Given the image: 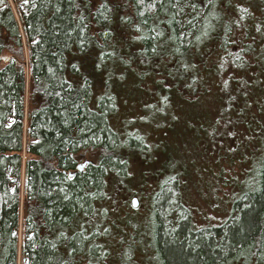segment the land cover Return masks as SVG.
<instances>
[{
    "label": "trees",
    "instance_id": "trees-1",
    "mask_svg": "<svg viewBox=\"0 0 264 264\" xmlns=\"http://www.w3.org/2000/svg\"><path fill=\"white\" fill-rule=\"evenodd\" d=\"M10 1L0 0V264H17L19 252V264H126L120 247L132 234L146 243V264H264V145L232 204L236 216L223 225L199 229L180 214L172 229L168 205L179 182L174 167L162 166L133 191L157 185L144 224L121 218L117 199L140 182L124 168L145 147L119 140L104 111L113 97L95 94L112 87L119 68L136 89L150 84L142 98L163 108L169 99L185 101L181 92L209 86L198 75L213 76L223 107L201 128L206 138L188 139L186 151L207 157L204 146L216 143L209 132L217 131L230 148V126L252 115L251 107L262 113L264 0H125L131 15L123 22L107 0L93 8L90 0ZM123 31L128 54L111 42ZM243 124L262 135L259 147L264 124ZM84 155L91 160L80 171ZM170 179L177 184L164 189Z\"/></svg>",
    "mask_w": 264,
    "mask_h": 264
},
{
    "label": "rangeland",
    "instance_id": "rangeland-1",
    "mask_svg": "<svg viewBox=\"0 0 264 264\" xmlns=\"http://www.w3.org/2000/svg\"><path fill=\"white\" fill-rule=\"evenodd\" d=\"M90 1L93 8L96 2L94 0ZM107 2L118 8L119 19L122 22L124 17L131 15V7L127 1L107 0ZM10 4L16 18H18L15 4L11 3V1ZM124 32H119V35L116 36L111 34L113 35L111 42L115 40L116 52L128 54L131 48L124 50L129 40ZM112 33H116L115 30L112 29ZM259 53L260 50H255L256 55H259ZM262 57H264V54H262ZM123 58L128 61H133L134 59V57L125 54ZM133 66L135 65L133 64ZM114 75L118 78L112 87L108 88L107 91L99 88L95 94L96 96L103 94L113 97L114 103L111 101L107 103L108 105L105 106L104 111L109 113V126L119 136V140L121 142L134 141V144L141 141L145 147L139 152V158H134L131 161L127 170V166H125V176L129 172V177L133 181L141 177L149 179L151 178V172L158 166L166 169L174 167V175L177 177H171H174L173 179H176V181L178 179L179 189L174 191V201L168 205V218L171 221L172 229L176 228L180 214L187 219L190 216L191 222L199 229L223 225L230 217H235L236 211H233L232 204L242 195L254 176L253 165L255 162L257 163L264 145V142L260 141L259 147L256 146L258 142L255 139L260 140L262 135L258 136L254 132H249V128H246L247 125L243 123L247 122V118H249V121H253V124H264V100H261L260 106V97L264 99V96H262L264 91L259 94L258 101L259 110L262 113L259 114L256 108L251 107L249 112L252 115L247 114L245 120L237 122L238 124L234 129L230 126V148L225 147L223 143L220 144L219 131L217 133L209 132L215 137L216 143L204 146V150L209 152V155L201 159L188 153L186 148L190 147L189 142L194 141L197 144L198 140L206 138L201 128L209 120L214 121V118L220 113L219 106L223 107L222 104L219 103L218 105L217 102L220 86L216 78L198 75L199 79L204 78L209 81V86L207 84V87L200 93L196 89V94H184V92H181L185 101L169 99L165 101L163 108H157L152 98L149 100L142 98V90H152L150 84H141L140 91L130 82L129 74L123 73L121 69L115 68ZM237 75H240V73L237 72ZM224 81H227V87L229 88L230 78H226ZM229 94L230 91H227V99L230 97ZM228 105H230L229 102L227 103L226 111L230 113ZM161 111L164 112V115L161 114ZM254 127L256 130L258 129L256 124ZM260 130L264 134V127L260 128ZM27 140L25 126V128L23 127L24 145ZM230 150H233V152ZM90 160L89 155H84L77 162V167L81 166L80 171L84 169ZM145 164L150 165V167ZM173 179L167 180L163 185L164 189L177 184ZM254 179L255 177L250 184L254 182ZM139 181L130 186V192L126 196L117 199V205H119L117 211L120 213L121 218L125 217L144 224L143 220L148 215L150 206L153 205H151L149 200L152 198L151 194L157 185L149 182L147 184L151 185L149 188L147 186L139 188L135 191L139 192V195H133V191L143 182L141 179ZM21 186L23 187L22 182ZM133 198L139 200L136 209L131 206ZM122 203H125V205ZM22 217L23 213L21 211L18 236H21L22 232ZM117 222V229L121 230L123 221L119 220ZM140 232L142 231H137L136 235L142 237ZM124 243L120 247V252L122 253L124 250L121 255L124 256L126 264H146L145 255L149 256V252L146 254L142 252V248L146 245L144 241L141 243L132 234L129 241H124ZM134 250L136 252L133 256L135 263H130L129 258H132ZM19 261L20 252L17 264H19ZM147 264L151 263L148 261Z\"/></svg>",
    "mask_w": 264,
    "mask_h": 264
},
{
    "label": "water",
    "instance_id": "water-1",
    "mask_svg": "<svg viewBox=\"0 0 264 264\" xmlns=\"http://www.w3.org/2000/svg\"><path fill=\"white\" fill-rule=\"evenodd\" d=\"M77 169L80 170L81 169V166H78ZM137 205H138V200L136 198H133L132 199V203H131L132 208L136 209L137 208Z\"/></svg>",
    "mask_w": 264,
    "mask_h": 264
},
{
    "label": "snow or ice",
    "instance_id": "snow-or-ice-1",
    "mask_svg": "<svg viewBox=\"0 0 264 264\" xmlns=\"http://www.w3.org/2000/svg\"><path fill=\"white\" fill-rule=\"evenodd\" d=\"M137 2L140 3L141 0H137ZM101 7H105V5H101ZM124 19H127V17H124ZM137 27H138V26H137ZM81 31H83V29H82ZM82 43H83V42H82ZM225 84H227V81H225Z\"/></svg>",
    "mask_w": 264,
    "mask_h": 264
},
{
    "label": "bare ground",
    "instance_id": "bare-ground-1",
    "mask_svg": "<svg viewBox=\"0 0 264 264\" xmlns=\"http://www.w3.org/2000/svg\"><path fill=\"white\" fill-rule=\"evenodd\" d=\"M113 104V103H112Z\"/></svg>",
    "mask_w": 264,
    "mask_h": 264
}]
</instances>
